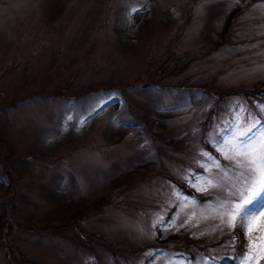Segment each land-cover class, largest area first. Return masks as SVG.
Masks as SVG:
<instances>
[{
  "label": "rangeland",
  "instance_id": "obj_1",
  "mask_svg": "<svg viewBox=\"0 0 264 264\" xmlns=\"http://www.w3.org/2000/svg\"><path fill=\"white\" fill-rule=\"evenodd\" d=\"M263 82L264 0H0V264H227Z\"/></svg>",
  "mask_w": 264,
  "mask_h": 264
},
{
  "label": "snow or ice",
  "instance_id": "obj_2",
  "mask_svg": "<svg viewBox=\"0 0 264 264\" xmlns=\"http://www.w3.org/2000/svg\"><path fill=\"white\" fill-rule=\"evenodd\" d=\"M133 11H139V9H133ZM97 104L103 107L100 101H97ZM241 135L246 134L241 133ZM220 151L228 160L243 169V183L228 193V198L238 203L222 204L221 208L229 215L235 212L234 218L239 226L244 228L256 216V211H259V209L252 211L253 206L264 199V135L254 144H243L238 139H229L220 146ZM216 167L219 168L220 165L217 163ZM251 230L249 227L248 231Z\"/></svg>",
  "mask_w": 264,
  "mask_h": 264
},
{
  "label": "trees",
  "instance_id": "obj_3",
  "mask_svg": "<svg viewBox=\"0 0 264 264\" xmlns=\"http://www.w3.org/2000/svg\"><path fill=\"white\" fill-rule=\"evenodd\" d=\"M146 7H148L147 3L145 4L143 11H145L147 9ZM234 13H235L234 10L232 12L228 13L226 16V19L224 21L225 22L224 25L222 24L223 26L221 29V35H222L221 37H223V38H224V33H226V34L228 33L227 30L229 28V25L232 23L231 20L233 18ZM226 34H225V37H226ZM188 56H191V55L188 54ZM188 56H187V58H189ZM182 67H184V65H182ZM263 83H260L258 85L262 86L261 84H263ZM248 99L250 101H252L251 98H248ZM142 118L145 119V121L147 122V128L150 130L154 129L156 125L159 126L160 129H162L164 126V122L163 121H157L158 118L157 117L155 118L153 115H149L146 117L143 116ZM136 124H137V122L136 123L133 122L130 126L135 127ZM76 212L77 213L79 212V208L75 210V212L73 213V216H75L74 214ZM78 215H79V213H78ZM72 220L74 221V220H76V218H73ZM260 226H261V228H259L258 230L256 229L257 231L255 230L254 233L251 234L252 236L251 235L248 237L244 236V238H243L242 235L240 234V231H239L241 229V227L238 224L235 227L236 229H234V231L231 230V231L225 233L223 237L219 238V240L214 242L215 244L219 243V245H223L224 242H226L227 246H229L227 248V250H225L227 253H229L228 254L229 261L227 264H237L241 260L247 259V257L249 255L252 256V260L246 261L247 264H253V262H254V264H264V257L261 260L255 262L256 252H258V251H260V249H262L261 242L263 241L262 240L263 237H262V230L261 229L263 228V226L261 224H260ZM159 237H161L160 234L157 236V239H159ZM193 244H194V246H196V243H193ZM211 244L214 245L213 243H211ZM116 245H117L116 241L111 242V243H107L106 248H107V250H109V252H111L112 250L115 249ZM179 248L180 247H175L174 250L179 249ZM184 248H186V250H187V247H184ZM120 251H122V254L125 256L131 254V253L127 254L128 250L125 247H121ZM194 252L197 253V251L193 250L191 252L192 255Z\"/></svg>",
  "mask_w": 264,
  "mask_h": 264
}]
</instances>
